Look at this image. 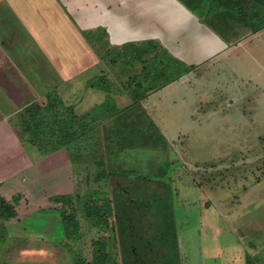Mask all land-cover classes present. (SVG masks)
<instances>
[{
  "label": "rangeland",
  "instance_id": "374dc122",
  "mask_svg": "<svg viewBox=\"0 0 264 264\" xmlns=\"http://www.w3.org/2000/svg\"><path fill=\"white\" fill-rule=\"evenodd\" d=\"M32 1L40 8L47 3H29ZM58 1L66 12L69 3L79 2ZM71 19L65 25H55L58 36H65L69 44L75 37L101 53L107 50L108 41L102 37V29L88 30L74 16ZM224 21L215 25L222 29L226 26L221 32L226 38L230 32L236 34L233 46L220 59L214 56L198 67L183 63L188 75L177 87L182 86L186 103L175 99L157 107L155 115L150 109L151 116L144 118L146 122L140 118L143 126L150 120L156 126L153 139L146 137L150 161H142L143 166H98V155L83 154L75 158V166H68L62 153L60 170L66 180L57 181L56 153H39L27 142L15 116L10 119V125L17 128L13 144L24 148L11 149L10 141L0 137V197L9 203L18 198L17 217L0 223L4 236L0 241V264H90L93 242L107 237L110 240L109 228L88 224L81 213L82 200L78 199L72 208L80 225V237L77 241L66 239L56 211L59 206L50 201L59 192L77 193L85 199L92 196L94 200L113 199L115 194L116 198L120 195L132 199L135 211L130 215V226L136 234L138 226L142 227L138 252L144 264H166L168 251L177 264H247L248 258L254 264H264V29L250 34L249 24L238 17ZM10 25L0 20V46L15 43L21 50L27 37L17 24ZM53 27L51 24V31L45 30L47 34H53ZM140 66L108 68L116 71L118 75L112 74V78L119 82ZM110 84L107 80V86ZM174 94L175 90L169 91L172 98H176ZM122 113L131 116L126 110ZM134 132L132 127L122 128L120 136L126 140L133 137L142 145L139 134ZM16 156L21 159L18 164ZM25 159L28 164L23 165V171L20 164ZM35 171L36 176L32 175ZM116 171L122 174L117 175ZM101 172L104 175L100 178ZM41 175L44 177L40 178ZM168 190L174 208L177 246L165 249L153 235L161 220L154 211L144 212L142 217L143 213L135 208L138 203L143 208ZM119 205L123 210L121 202ZM137 217H142L140 224ZM116 230L118 241L113 245L110 240L107 249L116 252L119 264L124 259L128 263L123 255L124 246H135L138 240L134 237L132 242L122 244Z\"/></svg>",
  "mask_w": 264,
  "mask_h": 264
},
{
  "label": "crops",
  "instance_id": "0c3cea01",
  "mask_svg": "<svg viewBox=\"0 0 264 264\" xmlns=\"http://www.w3.org/2000/svg\"><path fill=\"white\" fill-rule=\"evenodd\" d=\"M30 1L0 2V20L6 25L9 23V26L17 24L27 37L21 50L17 49L15 43L0 46V137L3 135L10 141L8 144L12 146L11 149L20 151L24 148L19 143L13 144L17 139V128L10 125V119L27 105L45 103L46 94L54 91L66 106L74 109L77 116L88 113L99 116L97 121L102 124L96 131L97 137H94L97 143L87 145L82 153L84 157L98 155V161H95L98 166H143L142 161H150L146 155L150 149L145 143L141 145L134 142L133 137L124 139L118 130L111 128L113 121L124 115V110L132 108L124 89L127 77L123 76L119 82H114L112 74H118L100 60L92 46L75 37L72 44L67 43L65 36L56 33V24L63 22L65 25L74 16L88 30L102 29V37L108 41V46L121 47L124 44L155 41L173 58L196 67L214 56L220 59L221 54L227 52L237 38L233 32L227 38L221 37L204 21L205 16H198L178 0H79L74 5L68 4V12L58 0H46L44 8L36 7ZM51 24L54 25L53 34H47V31H51L48 29ZM249 33L252 34V31ZM187 75L149 94L140 104L146 113L145 117H150L152 111L153 115L157 114V107L166 106L175 99L185 104L186 94H183L182 86H177ZM100 76L110 80L109 91L90 87V82ZM170 90L177 92L174 94L176 98L169 95ZM55 153L56 176L59 175L57 181H64L66 175L60 170L64 159L62 153L68 159V166H75V159L65 149H58L51 155ZM16 158L18 164L21 159L19 156ZM24 161L20 164V170L22 167L23 171L26 167L23 165L28 164L27 159ZM115 174L122 173L116 171ZM32 175L36 176L38 172Z\"/></svg>",
  "mask_w": 264,
  "mask_h": 264
},
{
  "label": "trees",
  "instance_id": "16d2710c",
  "mask_svg": "<svg viewBox=\"0 0 264 264\" xmlns=\"http://www.w3.org/2000/svg\"><path fill=\"white\" fill-rule=\"evenodd\" d=\"M178 1L198 14V16H205L204 21L221 37H225L221 32L227 28L226 26L223 29L218 28L216 25L220 22L224 23L225 19L232 17H238L245 24H249L253 34L264 29V0ZM108 48L103 53L93 48L102 62L109 63L108 65H112L114 68L120 65L121 69L123 67H132L136 64L141 65L138 71L126 75L124 89L132 106L126 112L131 114V116L122 115L118 117L116 121H113L111 128L120 132L122 128L132 127L139 134L140 140L143 143H147V138L149 141L153 139L156 126L151 121L144 126L142 125L140 118L142 117L144 122L147 120L144 119L146 113L142 110L141 102L149 94L169 85L188 73V71L184 70L185 65L183 63L175 60L155 41L124 44L121 47H110L109 45ZM107 80L106 76H100L97 80H94V83H91L93 80L90 82V87L109 91L110 85L107 86ZM45 98V103L27 105L15 116L27 142L36 147L42 154L65 149L73 159L82 154L87 145H95L97 143L94 137H97L96 131L98 126L102 124V122L97 121L99 116H96L95 113L77 116L74 109L66 106L54 91L48 92ZM133 141L135 142L136 140L134 139ZM103 175V173L99 174L100 178ZM91 197L85 199L77 193L75 195L64 194L54 198L51 197L50 201L56 204V207L59 206L56 211L62 221L64 237L70 241H77L80 237V225L77 222L76 212L72 207L75 200H82L80 205L81 213L88 224L96 227L104 225L107 229L109 228L110 240L113 245L118 241L115 233L116 227L120 235L118 236L120 240L122 239V244L125 241L132 242L134 237L137 238L138 243L135 246L132 243L124 246L123 255L128 263L124 259L120 264H144V260L138 252L139 244L143 239L140 232L142 227L138 226L136 234L135 230L132 231L130 226L133 219L130 215L135 211L131 205L132 199H128L125 196L121 197L120 195L116 198V194L113 199L102 197V200L101 198H95L97 200H94ZM98 199L101 201H98ZM120 202L124 206L123 210L119 208ZM17 203L18 198H14L13 203H9L0 197V223L11 221L17 217ZM135 209L140 214L143 213L142 217L144 212L154 211L159 220H161L158 223L159 229L153 233L156 243H160L165 249L177 246V232L172 217L174 208L169 190L166 195L158 194L143 208L141 203H138V207ZM142 217H137L136 222L138 224H140ZM111 219L114 220L112 225H110ZM1 231L0 229V241L4 237ZM133 234H136V236H133ZM108 239L107 237L106 239H99L93 242V257L90 264H119L115 259L116 252H113V250H110V252L107 249L110 244ZM168 254V256H165L167 258L166 264H177L175 262L176 258L172 261L174 256L170 255V251H168ZM247 264L254 263L252 259L248 258Z\"/></svg>",
  "mask_w": 264,
  "mask_h": 264
}]
</instances>
